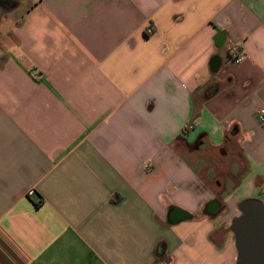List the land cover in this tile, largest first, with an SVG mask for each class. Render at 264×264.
Here are the masks:
<instances>
[{
	"label": "crops",
	"instance_id": "obj_1",
	"mask_svg": "<svg viewBox=\"0 0 264 264\" xmlns=\"http://www.w3.org/2000/svg\"><path fill=\"white\" fill-rule=\"evenodd\" d=\"M20 11L0 48V264H236L239 203L264 207V0Z\"/></svg>",
	"mask_w": 264,
	"mask_h": 264
},
{
	"label": "water",
	"instance_id": "obj_2",
	"mask_svg": "<svg viewBox=\"0 0 264 264\" xmlns=\"http://www.w3.org/2000/svg\"><path fill=\"white\" fill-rule=\"evenodd\" d=\"M239 210L242 216L232 223L236 264H264V207L257 200H244Z\"/></svg>",
	"mask_w": 264,
	"mask_h": 264
},
{
	"label": "rangeland",
	"instance_id": "obj_3",
	"mask_svg": "<svg viewBox=\"0 0 264 264\" xmlns=\"http://www.w3.org/2000/svg\"><path fill=\"white\" fill-rule=\"evenodd\" d=\"M21 4L23 5L16 6L15 3L11 2L5 8H0V48L9 38L10 27L19 19L20 10L24 7L25 0H21Z\"/></svg>",
	"mask_w": 264,
	"mask_h": 264
},
{
	"label": "built area",
	"instance_id": "obj_4",
	"mask_svg": "<svg viewBox=\"0 0 264 264\" xmlns=\"http://www.w3.org/2000/svg\"><path fill=\"white\" fill-rule=\"evenodd\" d=\"M150 32V30L148 31ZM227 56L229 58V60L235 64H239L241 63L247 56L245 54V52L243 50H240L237 45L230 43L228 49H227ZM254 118L256 120V122L262 127L264 128V106L259 107L255 114H254ZM35 192L34 190H29L27 191L26 195L28 197H32L34 196Z\"/></svg>",
	"mask_w": 264,
	"mask_h": 264
},
{
	"label": "flooded vegetation",
	"instance_id": "obj_5",
	"mask_svg": "<svg viewBox=\"0 0 264 264\" xmlns=\"http://www.w3.org/2000/svg\"><path fill=\"white\" fill-rule=\"evenodd\" d=\"M15 3L14 0H0V8L3 9L7 6L9 3Z\"/></svg>",
	"mask_w": 264,
	"mask_h": 264
}]
</instances>
